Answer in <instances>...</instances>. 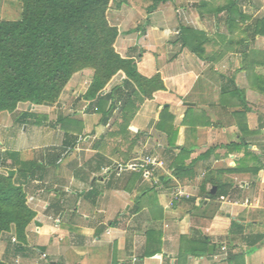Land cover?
<instances>
[{
    "label": "crops",
    "instance_id": "obj_1",
    "mask_svg": "<svg viewBox=\"0 0 264 264\" xmlns=\"http://www.w3.org/2000/svg\"><path fill=\"white\" fill-rule=\"evenodd\" d=\"M111 4L116 51L166 89L151 99L135 92L127 125L121 102L90 111L94 72L85 69L53 107L19 104L16 113L29 114L22 134L0 122L9 162H33L16 177L36 214L24 241L1 235L0 261L264 264V0H172L151 12V0ZM125 79L119 72L104 96ZM67 90L70 130L60 124L56 141L32 119ZM165 109L172 120L162 124ZM146 157L162 162L158 183ZM221 184L231 187L214 197ZM178 189L189 198L175 200Z\"/></svg>",
    "mask_w": 264,
    "mask_h": 264
},
{
    "label": "trees",
    "instance_id": "obj_2",
    "mask_svg": "<svg viewBox=\"0 0 264 264\" xmlns=\"http://www.w3.org/2000/svg\"><path fill=\"white\" fill-rule=\"evenodd\" d=\"M16 1L22 5V17L0 21V114L15 112L21 103L54 106L73 76L85 69L94 72L84 97L90 102V111L108 114V101L112 109L115 101L121 102L127 125L136 112L131 103L135 92L151 99L155 92L166 89L161 76H142L136 61L124 59L116 51L119 31L108 20L113 0ZM151 1L149 12L172 0ZM256 35H264V21L256 22ZM119 72L126 76L123 87L104 96ZM160 117L162 124L172 120L166 109ZM60 122L63 130H70V119ZM13 176L0 175V237L14 230L22 242L36 214L27 204L24 187L16 184ZM230 187L218 185L214 197L227 194Z\"/></svg>",
    "mask_w": 264,
    "mask_h": 264
},
{
    "label": "rangeland",
    "instance_id": "obj_3",
    "mask_svg": "<svg viewBox=\"0 0 264 264\" xmlns=\"http://www.w3.org/2000/svg\"><path fill=\"white\" fill-rule=\"evenodd\" d=\"M115 0L112 2L114 3ZM112 5V4H111ZM112 7V6H111ZM22 5L20 2L16 0H0V21L9 20V21H15L19 20L22 17ZM65 96L63 99H61V102L56 106L57 108L53 109L51 112L47 111H40L32 120H39L41 122V129L46 130L50 135L55 137L56 141H58L59 137L62 135L60 132V121L63 118L70 119V91L67 90ZM53 107V106H52ZM0 122L4 125H11L14 123V125H18L19 132L22 134L23 123H20L22 120H24V117H20L19 114L15 112L12 113H2L0 114ZM2 139V138H1ZM11 146V145H10ZM17 147H14L12 145V148L21 149L22 147H19L20 145H16ZM4 146L0 145V175L8 177L10 173L14 174V182L16 184L21 185V181L16 175L19 171L24 172L28 170L31 166H33V162L28 161L26 163H23L20 160H16L15 158H12L11 162H9L8 159V153L3 152ZM22 162V163H21ZM37 163V162H36ZM32 168V167H31ZM32 200L27 198V204L32 209L31 205ZM33 210V209H32ZM34 211V210H33Z\"/></svg>",
    "mask_w": 264,
    "mask_h": 264
},
{
    "label": "built area",
    "instance_id": "obj_4",
    "mask_svg": "<svg viewBox=\"0 0 264 264\" xmlns=\"http://www.w3.org/2000/svg\"><path fill=\"white\" fill-rule=\"evenodd\" d=\"M144 168L146 170V176L148 179L152 180L153 182L158 183L157 179V170L158 168L162 167V162L155 157H146L144 161ZM189 198V194L186 192L178 189L174 193V199L179 200L180 198ZM32 200V199H31ZM222 250H226V247H223Z\"/></svg>",
    "mask_w": 264,
    "mask_h": 264
},
{
    "label": "water",
    "instance_id": "obj_5",
    "mask_svg": "<svg viewBox=\"0 0 264 264\" xmlns=\"http://www.w3.org/2000/svg\"><path fill=\"white\" fill-rule=\"evenodd\" d=\"M212 193H215V191H212ZM214 249H215V247H214V246H211V247H210V251H211V252H213V251H214Z\"/></svg>",
    "mask_w": 264,
    "mask_h": 264
}]
</instances>
